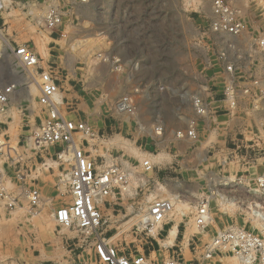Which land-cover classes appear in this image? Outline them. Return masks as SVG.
I'll return each mask as SVG.
<instances>
[{
    "label": "rangeland",
    "instance_id": "rangeland-1",
    "mask_svg": "<svg viewBox=\"0 0 264 264\" xmlns=\"http://www.w3.org/2000/svg\"><path fill=\"white\" fill-rule=\"evenodd\" d=\"M215 1L0 0V88L23 90L25 78L50 72L59 112L88 129L76 143L90 165L126 177L102 200L96 237L153 264H243L231 254L205 261L204 246L229 228L264 237V131L247 107L215 112ZM221 1L248 31L264 34V0ZM23 45L38 57L36 67L15 58ZM38 97L39 90L32 102L12 98L0 110V264L19 256L23 264L93 260L95 236L53 220L69 203L63 180L71 153L34 143L47 118ZM194 97L204 114L195 113ZM31 190L37 205L24 197ZM171 196L177 204L150 232L139 222L143 208ZM203 205L207 220L197 225Z\"/></svg>",
    "mask_w": 264,
    "mask_h": 264
},
{
    "label": "built area",
    "instance_id": "built-area-1",
    "mask_svg": "<svg viewBox=\"0 0 264 264\" xmlns=\"http://www.w3.org/2000/svg\"><path fill=\"white\" fill-rule=\"evenodd\" d=\"M212 16L209 30L214 41L212 56L217 68L215 75L221 85L215 112L232 113L240 106L247 107L264 131V34L248 31L234 10L221 0L214 2ZM55 23L56 20L51 18L50 24ZM14 56L26 68H34L39 63L36 54L24 45L14 50ZM38 81V102L45 108L47 118L37 129L33 141L37 146L64 145V150L71 153L68 161L70 166L63 180L69 203L54 212L53 220L57 225L75 228L87 237L95 236L92 242L94 259L72 264H153L143 254L127 256L109 246L104 239L96 237V229L101 222L102 200L115 185L123 184L126 177L117 167L98 172L90 165L89 159L76 143L78 136L87 132V127L83 122L66 120L59 112L55 99L58 86L50 72H41ZM14 87L8 84L0 88L1 111L7 108L8 97ZM192 105L197 115L204 114L206 107L198 98L192 99ZM187 135L192 136L193 131L188 129ZM144 165L150 168L148 163L144 162ZM39 199L36 190L28 192L31 205H37ZM171 208L170 202L155 200L148 208L146 222L161 223ZM195 219L197 225H203L207 220L204 205L197 210ZM218 254L235 255L243 264H264V237L260 238L243 228L219 231L204 246L202 258L210 261ZM163 264L184 263L170 258Z\"/></svg>",
    "mask_w": 264,
    "mask_h": 264
},
{
    "label": "bare ground",
    "instance_id": "bare-ground-1",
    "mask_svg": "<svg viewBox=\"0 0 264 264\" xmlns=\"http://www.w3.org/2000/svg\"><path fill=\"white\" fill-rule=\"evenodd\" d=\"M1 5V4H0ZM0 35H1V33H0ZM1 37V36H0ZM2 38V37H1ZM26 79V84H27V87H25V89H18V88H15L14 90H13V92H12V94L8 97V102L9 101H11V99L12 98H15V99H17V98H19V97H21V96H23L24 98H26L27 100H29L30 102H32V93H34V92H37L38 90H39V81H38V78H37V80L36 79H32V78H25ZM40 92V91H39ZM60 97H59V94H56L55 95V99L58 101V99H59ZM8 104V103H7ZM7 104H6V106H7ZM119 107L121 108V110L124 108V105H122V104H119ZM65 156V155H64ZM24 197L26 198V199H28V193L27 192H25L24 193ZM154 198V197H153ZM152 198V199H153ZM171 198H172V196H171ZM167 199V198H166ZM148 201H150L149 199H148ZM166 201H168V200H166ZM168 202H171L170 204H172V205H176L177 204V199H176V197H173L170 201H168ZM148 205H146L145 206V208H143V214H141L138 218H139V222H142V224H143V226H145V227H148V229L150 230V232H154L155 230H156V227H161V224H148L147 222H146V218H147V211H148ZM175 234H176V226L175 225H173L170 229H169V231H168V235H167V241H169V242H172L173 240H174V238H175ZM238 259V258H237ZM239 260V259H238ZM240 261V260H239Z\"/></svg>",
    "mask_w": 264,
    "mask_h": 264
},
{
    "label": "crops",
    "instance_id": "crops-1",
    "mask_svg": "<svg viewBox=\"0 0 264 264\" xmlns=\"http://www.w3.org/2000/svg\"><path fill=\"white\" fill-rule=\"evenodd\" d=\"M22 258H23L22 256H19V259H20L19 262L17 260H15L16 263L15 262L14 263L12 262L10 264H23Z\"/></svg>",
    "mask_w": 264,
    "mask_h": 264
}]
</instances>
